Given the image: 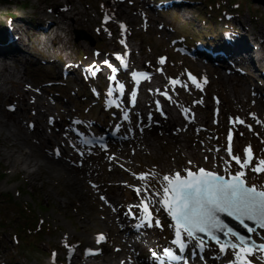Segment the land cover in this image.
Masks as SVG:
<instances>
[{"label":"rangeland","instance_id":"obj_1","mask_svg":"<svg viewBox=\"0 0 264 264\" xmlns=\"http://www.w3.org/2000/svg\"><path fill=\"white\" fill-rule=\"evenodd\" d=\"M18 1L22 4L19 5L14 0L11 2L0 0V7L9 9V14L12 15L23 14L26 20L35 24L39 13L37 8L41 0ZM61 1L65 2V0ZM121 1L127 11L135 12L133 23L128 30L121 28L115 21L111 22L110 28L103 29L100 26L105 24V17L113 13L114 2L110 0H70V3L80 10L83 7L87 8L88 20L92 24L91 30L74 24L73 19L68 18L66 20L67 32H60L64 50L53 47L49 40L42 44L32 39L26 46L28 53L31 54L29 55L30 61L13 66L14 76L12 78L21 76L23 83L32 85V88L40 90L44 95L43 99L47 109L41 123L47 127L54 144L60 140L59 137H54L56 135L54 129L58 128L67 146L73 148L72 150L67 149L66 160L69 161L70 166L75 163L81 164L85 168V178L75 182V189L68 188L66 178L51 175V181H49L43 169L44 182L36 180L32 183L24 170L13 171L8 161L0 156V264H67V247L79 249L77 255L80 260L85 257V250L90 247L104 250L106 254L108 251L116 252L127 230L117 238L114 228L106 226L103 216L104 213L115 217L124 215L127 220L130 216L128 208L136 209L140 215L136 206L143 197L137 194V188L148 193H156L161 189L163 175L176 172L185 175V170L196 171L204 168L224 176L235 174L238 171L239 166L232 162L226 150L217 152L216 157L211 155L207 159L200 156L198 160L189 161L191 162L189 163L183 159L182 154L174 152L172 146H169L167 150L163 140L157 138V132L151 126L145 130L144 134L152 146L139 143L137 138L141 135L134 130L131 117L125 123L127 127L124 128L127 129L124 131L119 129L118 133L125 137L131 133L134 137L133 141L115 140L111 148L104 150L80 147L79 129L76 126L96 130L108 129L111 125L118 126V120H121L124 115V107L130 111L140 109L147 113L148 108L152 111L153 106L149 101L147 91L149 82H160L161 91L172 98L170 101L172 109L175 101L179 103L178 108L182 109L192 108L194 101L198 103L194 106L203 111L204 128L190 129L189 135H193L194 138L189 135L188 138H192L200 146H206L207 151H216L219 147L223 149L225 138L232 130L230 127H233L229 121L234 113L239 112L241 115L245 108L257 107L264 122V95H261L264 93V77L259 74V69H255L254 65L249 63V60L244 59L241 62L230 60V65L237 67L240 78L247 71L253 77L251 80L248 78L245 86L239 83L237 86L232 82L234 85L231 88V81L226 84L219 83L212 72L215 68L212 64L202 63L203 55H195L196 59L188 58L176 48L183 46L181 38L185 33L200 37L199 42H201L204 41L203 32L217 34L220 31L237 30L239 27L237 21L241 17L246 20L251 30H256L264 26V5L255 4L253 0H241L240 11L228 7L217 22L210 10L208 11L211 7H205L203 0H193L192 3L182 0L180 5H171L172 7L167 9H161L162 5L155 6L158 0ZM216 2L219 3V0H215ZM219 7L223 9L221 4ZM3 17L0 14V18ZM75 29L82 30L92 38V44L88 39L75 41L73 38ZM127 33H131L130 38L127 37ZM121 37H127L130 46L134 47V52L128 57V68L121 70L119 62L122 59L114 57V60L110 62L111 67L101 68L94 78L86 76L89 66L102 65L111 53L128 52L126 47L123 48ZM200 47L201 50L205 49L207 52L206 48ZM163 54L166 56L164 63L161 64L160 55ZM68 66L71 67L70 70ZM112 68L113 71H111ZM133 68L149 69L151 75L137 95L138 103L129 107L126 98L130 92L127 89V78ZM188 70L197 77L199 88L186 81L185 75ZM225 72L226 69L222 70L223 74ZM110 76L115 77L114 85L111 81L108 82ZM173 79L180 81V86L179 83L172 85L171 80ZM119 84L124 85L122 97L117 95ZM249 86L255 88L247 90V97L244 99L241 90ZM22 87V84L12 85L8 82H0V90H6L0 94V109L7 110L20 104L19 96L23 94ZM253 91L261 97V102L257 106L251 105V101L248 100L256 97ZM109 92L115 100V103L110 104L111 106L105 103V97ZM234 94L241 97L234 104L237 112L229 105L218 102L225 96L231 99ZM153 95L158 98V95ZM214 107L220 110L224 107L223 113L222 111L220 115L213 113ZM32 110L33 106L18 114L24 127L31 121ZM75 117L79 118L76 120ZM135 119L136 117L134 121ZM148 119L149 122H153L152 117ZM198 121L203 122L200 119ZM50 122L55 123L56 126L53 124L51 126ZM250 125V123L241 125L244 134L239 131L235 135L234 149L240 157L246 147H250L255 152L253 164L249 169L247 168L244 179L248 185L264 189V173L251 170L256 162L264 160V124L252 123ZM11 128L10 132H13L14 127ZM49 146L48 148L52 150V145ZM23 147L26 148V145L23 144ZM69 152L76 155L75 158H71ZM225 161L228 163L225 164ZM112 167L115 169L114 172L110 171ZM141 174L146 176L144 180L138 179ZM157 198L149 195V199ZM108 199H112L114 203L107 210L105 206L109 202ZM25 206H29L31 212L24 216L21 208ZM150 210L153 211V218L159 219L162 226H144V229H140V234L132 235L133 243L130 244L132 257L140 259L138 264H154L162 259L161 255L164 254L165 249L175 250L171 243L174 238V229L170 227V217L155 204L150 206ZM32 215L40 224V235L19 234L17 224L24 222V219L31 218ZM100 235H103L104 240L99 246L96 243L95 245L88 243L89 240L98 239ZM250 237L256 243L264 242V229H256L255 233H250ZM227 238L233 243H238L233 237ZM189 244L191 246V242ZM205 251L211 257L218 254L216 244L208 240ZM233 251L228 250L227 252L232 254ZM262 256L264 254L254 253L251 264H257V261L259 264H264ZM125 258L128 264H133L131 256L126 254ZM205 259L198 264H216L225 260V258H217L216 262L211 263L210 259L207 261ZM226 260L234 261L229 258Z\"/></svg>","mask_w":264,"mask_h":264},{"label":"bare ground","instance_id":"obj_2","mask_svg":"<svg viewBox=\"0 0 264 264\" xmlns=\"http://www.w3.org/2000/svg\"><path fill=\"white\" fill-rule=\"evenodd\" d=\"M11 1L13 0H9V2ZM14 1L19 3V5L22 4L18 0ZM110 1L115 4L112 10L113 13L107 15L108 19L104 21L105 24L100 26L103 29L106 27L110 28L111 22L115 21L128 30V27L133 23L135 12L132 13L131 10L127 11L122 6L121 0ZM253 1H255V4L259 3L264 5V0ZM37 9L39 12L36 16L37 21L33 24L26 20L23 14L18 13L12 15L9 14V9L0 7V14L4 16L2 18L3 20L0 18V82H8L12 85L22 84L23 86L21 89L23 94L19 96L20 104L12 106V108L7 110L0 109V156L8 161L13 171L16 169L24 170L32 183L36 180H42V182H44L43 171L45 170L46 178L50 179L49 181H51V175L64 177L66 178L67 187L75 189V182L85 178V168L79 163L70 166L69 161L66 160V153L67 149L72 150L73 148L67 146L66 140L64 137L60 136V131L57 127L54 129L56 133L54 137L57 136L60 140L56 141V144L52 142L47 127L41 123L42 117L45 115L47 109L46 102L43 99L44 95L40 90L32 88V85L30 86L27 83H23L21 76L12 78L14 76L13 66L14 64L27 63L30 61L29 55L31 54L28 53V48L26 46L32 39L42 44H44L46 40H49L53 47L64 50L60 32H67L68 26L66 25V20L68 18L73 19L74 24L81 25L87 30H91L92 24L88 20L89 14L87 8L83 7L80 10L72 5L70 0H65V2L61 0H41ZM237 22L239 23L237 30H229L220 33V37L214 44L208 41L209 46L221 49H215L214 51L215 57L211 62L216 61L218 67L216 68L214 66L215 68L212 72L220 84H226L231 81V88L234 84L237 86L239 84L245 86V82H248V78L250 80L253 78L248 71L240 78L238 75L239 72L231 70L232 66L229 62L233 58L236 62H241L244 59L249 60V62L254 65L255 69H259V74L262 76L264 75V26L256 30H251L247 26V22L244 18H239ZM130 34L131 33H127V37H129ZM127 37H121V41H123L122 45L123 48H127L126 50L129 51L128 54L132 55L134 47L130 46ZM205 44V40L201 42V45ZM209 48L210 47H208L207 50ZM110 55L114 56L112 53ZM115 55L122 56V53L115 52ZM67 68L70 70L71 67L68 66ZM224 69H226L225 74L222 73ZM253 88L255 87H244L241 90L244 94L242 98L246 99L247 90L250 91ZM5 91L6 90H0V94ZM147 91L149 101L153 106L152 111L148 108L147 113L142 112L140 109L138 111H134L133 109V111L131 110L130 112L131 119L134 122V130L141 135L137 138V141H140L139 143L145 146H152V143L144 134L145 130H148L149 126H151L156 130L157 138L163 140L164 147L167 150L169 146H172L174 152L182 154L183 159L188 162L198 160L200 156L208 159L211 155L214 157L218 155V150L207 151L206 146H200L194 142L192 138H188L190 129L200 130L204 128L205 119L202 109L195 107L193 103L192 109H185L186 111L184 110V112H182L178 110L179 103L175 101L173 103V110L170 106L172 98L169 99V95H163L164 92L161 91L160 82H149ZM153 94L158 95V98ZM253 94L254 97H256L252 100H248L251 101V105L254 104L257 106V104L261 102V98L254 91ZM240 99V96L234 94L231 99L225 96L219 102L235 109L234 104ZM32 106L33 113L31 115V121L24 127L18 114L27 111L28 108ZM218 110L223 113L224 107L221 108V110L220 108H214L213 112ZM174 111H176V113ZM234 111H236V109ZM259 114L257 107H249L245 108L241 115L239 112L231 115V118H233L229 123L231 126L233 125V134L236 135L239 131L244 134L243 127L241 126L244 123H250L251 125L252 123L264 124ZM134 117H136V121H134ZM150 117L153 118V122L148 121ZM199 119L203 122L199 123ZM237 119L243 120L244 123H238ZM52 124L56 126L55 123L50 122L51 126ZM11 127H14L13 132H10L12 129ZM107 131H110V128H108ZM131 139H134L133 135ZM123 140L125 139L121 141L123 142ZM127 140L128 139H126V141ZM23 144L26 145V148L23 147ZM49 145H52V150L48 148L50 147ZM70 155L71 158H75L76 156L72 153H70ZM77 156L80 157V154L77 153ZM110 171L114 172L115 169L112 167ZM108 201L109 202H107L105 206L107 210L109 207L113 206L114 203L112 199H108ZM132 220L131 218L126 220L124 215L115 217L104 213L103 221L106 226L114 228L117 238L122 235V232L127 230L126 236L121 238L122 241L119 243L118 250L116 252L112 251L111 253L108 251L107 254L103 253V255L97 256L94 254L98 253V248L90 247V253L93 255L88 254L87 261H84L80 259L76 260L73 251L74 248L67 247V252L72 253L67 259L68 263L77 264V261H79V264H128L125 255L128 254L133 258L130 244L133 243L131 237L135 234L133 233L135 231L131 229L133 225ZM96 242V239L88 241L89 244L93 243V245H95ZM136 245H138L137 242ZM101 253L102 251L100 250L98 255ZM99 257L101 258L99 259ZM191 257H193L191 261L197 258L195 255ZM209 259L211 263L216 262L217 256H210ZM132 261L133 264L140 263V259L136 257L133 258Z\"/></svg>","mask_w":264,"mask_h":264},{"label":"snow or ice","instance_id":"obj_3","mask_svg":"<svg viewBox=\"0 0 264 264\" xmlns=\"http://www.w3.org/2000/svg\"><path fill=\"white\" fill-rule=\"evenodd\" d=\"M107 19L108 17H105V20ZM121 28H123V25H121ZM159 62L163 64L164 59L162 58ZM105 63L107 62L105 61ZM110 79H115V77L112 76ZM133 79L139 83L141 79H147V76L144 73H133ZM189 79L196 87H200L195 78L189 76ZM178 83L180 81L171 80L172 85ZM123 89V84L117 85V91L123 92ZM111 94L109 92V96ZM163 95L167 96V93H163ZM124 118L127 119V114ZM237 122L244 123L243 120L239 119H237ZM227 139L229 142L227 153L239 166L240 170L227 179L204 168H199L195 172L185 170L186 175H181L180 172L163 175L161 189L156 193H148L137 188V194L143 198L136 206L141 213V223L136 227L162 226L159 219L153 218V211L150 210V206L155 204L170 217V227L174 229V238L171 243L180 252L190 246L189 242H191V247L204 248L207 242L198 235L203 234L208 238V241H212L219 246L220 253H224L226 250H234L233 256L236 264H251L254 253L264 254V242L256 243L250 239L246 240L245 237L228 227L221 219V215L238 221L249 233H255L256 229H264V190H258L255 186H247L243 179L245 176L243 169L253 164L251 148L246 147L243 158H241L233 155L231 131H229ZM227 163L228 161H225V164ZM251 170L256 173H264V160L256 162ZM145 178L144 174L138 177L140 180ZM149 195L158 198L152 200L149 199ZM101 199L103 200L104 197L102 196ZM131 214L130 210L128 215ZM246 221H252L256 227H249L245 223ZM218 233H223L225 237H233L238 243H233L231 240L222 242L217 235ZM102 240H104V237L100 235L97 242ZM164 255L169 261H180L182 259L181 256L174 254L172 249H165ZM261 258L264 259V256Z\"/></svg>","mask_w":264,"mask_h":264},{"label":"water","instance_id":"obj_4","mask_svg":"<svg viewBox=\"0 0 264 264\" xmlns=\"http://www.w3.org/2000/svg\"><path fill=\"white\" fill-rule=\"evenodd\" d=\"M76 36H75V40H81V39H89L92 43V40L91 38L86 34L84 33L82 30H74ZM221 219L224 221V223L226 225H228V227H230L233 231L237 232L239 235L245 237L246 240H249L250 239V235H249V232L238 222V221H235L233 220L232 218L230 217H227L225 215H221ZM245 223L248 224L249 227H252V228H255V224L252 222V221H246ZM200 237L204 238V239H207L206 236H204L203 234H198ZM221 241H224L227 239V237H225L223 235V233H218L217 234Z\"/></svg>","mask_w":264,"mask_h":264},{"label":"trees","instance_id":"obj_5","mask_svg":"<svg viewBox=\"0 0 264 264\" xmlns=\"http://www.w3.org/2000/svg\"><path fill=\"white\" fill-rule=\"evenodd\" d=\"M234 3L236 4L234 0H230L231 5H234ZM21 209H23L24 216L25 214L29 215L28 213L31 212L29 206L22 207ZM23 221L24 222L17 224V232L19 234H22V233L23 235L31 234L33 236L40 235L39 233L40 224L39 222H36L35 217L33 215L31 216V218L24 219Z\"/></svg>","mask_w":264,"mask_h":264}]
</instances>
